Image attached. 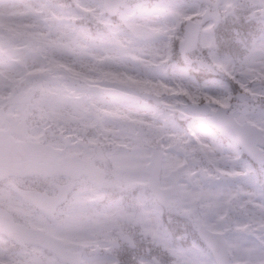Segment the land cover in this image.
I'll use <instances>...</instances> for the list:
<instances>
[{
  "label": "snow or ice",
  "instance_id": "6c2138e0",
  "mask_svg": "<svg viewBox=\"0 0 264 264\" xmlns=\"http://www.w3.org/2000/svg\"><path fill=\"white\" fill-rule=\"evenodd\" d=\"M0 264H264V0H0Z\"/></svg>",
  "mask_w": 264,
  "mask_h": 264
}]
</instances>
